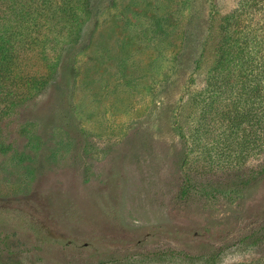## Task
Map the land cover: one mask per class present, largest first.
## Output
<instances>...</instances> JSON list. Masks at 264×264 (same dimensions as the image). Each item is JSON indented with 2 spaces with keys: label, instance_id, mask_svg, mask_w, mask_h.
Returning <instances> with one entry per match:
<instances>
[{
  "label": "rangeland",
  "instance_id": "rangeland-1",
  "mask_svg": "<svg viewBox=\"0 0 264 264\" xmlns=\"http://www.w3.org/2000/svg\"><path fill=\"white\" fill-rule=\"evenodd\" d=\"M150 1L106 3L89 39L40 19L20 58L35 84L0 103V264L264 263V237L244 245L263 232L264 142L239 148L230 94L209 92L238 0H175L162 38Z\"/></svg>",
  "mask_w": 264,
  "mask_h": 264
},
{
  "label": "trees",
  "instance_id": "trees-1",
  "mask_svg": "<svg viewBox=\"0 0 264 264\" xmlns=\"http://www.w3.org/2000/svg\"><path fill=\"white\" fill-rule=\"evenodd\" d=\"M114 1L0 0V103L6 98L3 93L10 86L24 87L27 84H35L29 75L21 70L20 58L22 53L36 45L38 38L34 34L42 30L40 19L53 20L62 30H67L71 38L89 39L94 20L102 13L106 3L111 4ZM168 1L167 6L163 4V0H154L153 4L150 1L157 11L156 15L161 18L156 23V29L151 30L155 38H162L168 33V27L169 30L175 28L171 22H167V27L163 25L167 11L177 14L172 6L175 0ZM189 2L191 5V0ZM217 3V0H213V7L216 8ZM237 4L233 12L222 18V42L209 82V92L213 102L227 92L230 94L225 97L228 101L227 109L221 113L228 122L227 130L239 148L246 146L244 142L238 141L241 136L252 137L248 144H251L250 149L254 150L257 142H264V131L260 132L256 128L258 122L255 113L262 90L264 92V67L261 70L259 64V60L264 59V0H238ZM184 37L188 39L187 33ZM197 102L195 97L194 108ZM262 229L264 232V222ZM262 233L261 236L250 237L251 240L244 242V245L256 244L264 237ZM218 256L219 252L199 259L212 263Z\"/></svg>",
  "mask_w": 264,
  "mask_h": 264
}]
</instances>
